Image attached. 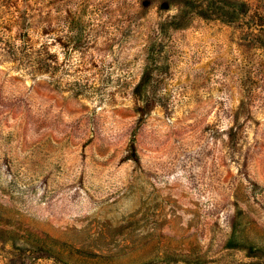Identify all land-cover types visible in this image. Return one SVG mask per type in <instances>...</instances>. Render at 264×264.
Listing matches in <instances>:
<instances>
[{
    "label": "rangeland",
    "instance_id": "374dc122",
    "mask_svg": "<svg viewBox=\"0 0 264 264\" xmlns=\"http://www.w3.org/2000/svg\"><path fill=\"white\" fill-rule=\"evenodd\" d=\"M200 1L38 0L128 51L102 103L0 60V264H264V0Z\"/></svg>",
    "mask_w": 264,
    "mask_h": 264
},
{
    "label": "trees",
    "instance_id": "16d2710c",
    "mask_svg": "<svg viewBox=\"0 0 264 264\" xmlns=\"http://www.w3.org/2000/svg\"><path fill=\"white\" fill-rule=\"evenodd\" d=\"M20 1L14 8L0 0V60L11 62L28 74H46L60 88L78 95H95L102 103L122 53L128 51V40L122 31L116 32L113 31L116 27L87 20L80 6L45 9L39 6L38 0ZM211 1L201 0L200 9L209 11ZM53 11H58L60 22L57 25ZM97 13L100 15V10L97 9ZM161 21L152 28L147 25V30L143 31L141 50L148 58L156 59L164 47H169L164 27L167 22ZM100 30L106 33V41L105 47L97 48ZM149 65L130 86L140 114H149L153 108V96L147 85ZM133 157L139 160L135 152Z\"/></svg>",
    "mask_w": 264,
    "mask_h": 264
}]
</instances>
